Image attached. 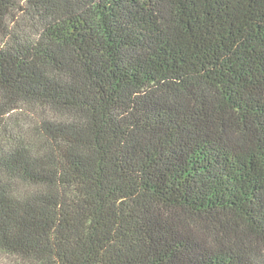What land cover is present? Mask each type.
Listing matches in <instances>:
<instances>
[{"label": "trees", "instance_id": "obj_1", "mask_svg": "<svg viewBox=\"0 0 264 264\" xmlns=\"http://www.w3.org/2000/svg\"><path fill=\"white\" fill-rule=\"evenodd\" d=\"M0 252L264 264V0H0Z\"/></svg>", "mask_w": 264, "mask_h": 264}, {"label": "rangeland", "instance_id": "obj_2", "mask_svg": "<svg viewBox=\"0 0 264 264\" xmlns=\"http://www.w3.org/2000/svg\"><path fill=\"white\" fill-rule=\"evenodd\" d=\"M0 264H26L12 256L0 252Z\"/></svg>", "mask_w": 264, "mask_h": 264}]
</instances>
